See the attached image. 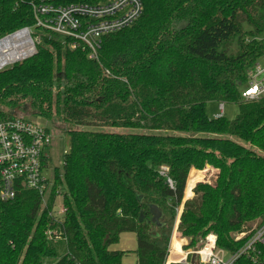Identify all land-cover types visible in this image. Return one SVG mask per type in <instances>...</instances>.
Listing matches in <instances>:
<instances>
[{
    "label": "trees",
    "instance_id": "16d2710c",
    "mask_svg": "<svg viewBox=\"0 0 264 264\" xmlns=\"http://www.w3.org/2000/svg\"><path fill=\"white\" fill-rule=\"evenodd\" d=\"M142 2V17L104 37L96 60L44 30L33 57L0 71V121L30 108L70 126L134 131L69 130L63 171L54 172L68 208V244L47 240L39 195L26 190L0 204V264L60 257L56 264H122L126 252L110 247L123 233L136 234L138 264H171L182 206L177 231L189 241L186 251L214 234L219 248L234 253L242 246L234 234L264 223V100L240 94L264 56L257 39L264 0ZM34 24L28 3L0 0V38ZM214 101L237 104L239 114L210 117ZM207 169L214 173L205 182ZM192 171L195 195L184 202ZM150 205L162 211L163 227L151 223ZM188 264L199 263L189 255Z\"/></svg>",
    "mask_w": 264,
    "mask_h": 264
},
{
    "label": "built area",
    "instance_id": "2783aa9c",
    "mask_svg": "<svg viewBox=\"0 0 264 264\" xmlns=\"http://www.w3.org/2000/svg\"><path fill=\"white\" fill-rule=\"evenodd\" d=\"M16 6L28 3L35 24L24 27L0 38V71L25 61L37 53L40 31L47 30L69 41L71 49L83 48L91 60L98 59L104 37L118 33L135 24L144 13L142 0H13ZM37 31V33L34 32ZM264 41V33L257 38ZM31 42L34 52L29 57L11 61L10 56L22 53ZM9 66V67H8ZM242 101L264 100V56L251 68L247 83L240 92ZM225 116V106H219L215 118ZM53 136L47 127L16 115L0 121V204L17 199L24 191L33 190L39 195L40 211L47 217L45 236L50 242L68 244L66 217L68 208L65 194L55 180L48 177L49 151ZM168 169L163 167L162 172ZM172 185V182L170 181ZM191 197H185L192 199ZM176 223L174 233L178 232ZM255 228L243 227L234 234L242 246L234 253L217 246V236L209 234L195 249L186 252L196 255L199 264H235L247 257L254 262L264 259V223ZM184 245L182 246L183 249ZM171 249V247H170ZM184 250V249H183ZM170 253V250H169ZM61 260L57 258V262ZM52 264L54 260H50ZM81 264V263H74ZM180 264V263H173Z\"/></svg>",
    "mask_w": 264,
    "mask_h": 264
},
{
    "label": "rangeland",
    "instance_id": "374dc122",
    "mask_svg": "<svg viewBox=\"0 0 264 264\" xmlns=\"http://www.w3.org/2000/svg\"><path fill=\"white\" fill-rule=\"evenodd\" d=\"M34 32L37 33V31H35V30H34ZM236 44H237L236 41H234L230 45V49H229L230 53L235 54L238 51V47H237ZM221 104L222 103L217 102V101L208 103L207 109H208V113H209L210 117H215V115L217 113H219V106ZM224 106H225V117L228 120L235 119L236 116L239 114L238 105L234 104V103H224ZM17 114H18L19 117H22V118H24L26 120L35 122V123H37V124H39L41 126L47 127L49 129V131L51 132V134L53 136V143H52V147H51V149L49 151L50 159H51V161L49 163V171H48V174H47L49 178H53L55 170L58 169L60 171V173H62V171H63L65 154L67 152H69V149H70V138H69V134H68L69 130H71V129L80 130V129H84L85 128V129H88V130L117 132V133L134 132V131L128 130V129L105 128V127H99V126H90V127L70 126V125H67L63 121V119H60L55 114L53 115L52 119L48 120V119H45V118L37 115L30 108L26 109V111H19ZM208 172H209L208 173V177L205 180V182L212 181L211 175L214 172L211 169H209ZM191 175H193V174L191 173ZM190 181H191V183H190ZM188 185H189V190H190L189 197H191L193 195V193H194L193 189L197 185V180L195 179V176H192V180H191V178L188 179L185 194H186V192L188 190ZM185 199L186 198L184 197V200ZM181 208L179 209L178 216H181V214H180ZM177 220H178V218H177ZM248 225H249L250 228H252V226H254V225L255 226L253 228L258 226L255 223H250ZM174 229H175V227H174ZM173 234H175L174 230H173V233H172L171 240L175 238V237H173ZM176 234H177L178 238L186 240L189 243L188 239L183 237L180 233H179L180 236L178 235V232H176ZM186 246H188V244H186ZM170 247H171V242H170ZM135 248H136V237H135V234L126 233V234H123V235L120 236L119 242L117 244L112 245L110 247V250H112V251H115V250H135ZM184 251L187 252L186 250H184ZM182 253L183 252H181L180 254H182ZM171 256L173 257L174 262H177L175 257H177V259H179L178 254H171ZM55 260H57V259H55ZM55 260H54L53 263L57 262ZM136 260H137V258H136V256L134 254H129V256L124 258L122 264H136Z\"/></svg>",
    "mask_w": 264,
    "mask_h": 264
},
{
    "label": "bare ground",
    "instance_id": "6f19581e",
    "mask_svg": "<svg viewBox=\"0 0 264 264\" xmlns=\"http://www.w3.org/2000/svg\"><path fill=\"white\" fill-rule=\"evenodd\" d=\"M33 52H34L33 45L31 44V42H29L27 45V48L22 53H18V54H14V55L10 56V60L16 61L20 58L29 57L30 55H32ZM192 174L194 175V171L192 172ZM189 178H191V180H192V175H190ZM190 183H191V181H190ZM189 193H190V190L188 192H186V197H189ZM173 237H175V238L171 240V249H170L169 255L170 254H178L179 259H177V257H175L177 262H172L171 264L183 263L186 259V252L182 249V246H183L185 240L178 238L176 232H175V234H173ZM181 252H183V253L180 254ZM166 264H167V262H166Z\"/></svg>",
    "mask_w": 264,
    "mask_h": 264
},
{
    "label": "water",
    "instance_id": "95a60500",
    "mask_svg": "<svg viewBox=\"0 0 264 264\" xmlns=\"http://www.w3.org/2000/svg\"><path fill=\"white\" fill-rule=\"evenodd\" d=\"M13 115L16 116V115H18V114H17L16 112H14ZM138 200L141 201V200H142V197L139 196V197H138ZM149 208H150V211H151V214H152L151 223H152L153 225H155L156 227H158V228L163 227L164 224H163L162 221H161L162 218H163V213H162V211H161V210L159 209V207L156 206V205H150ZM140 222H143V213H141V215H140ZM150 235H151L152 237H154V238L159 237V234H158L156 231L151 232ZM195 259H196V255H192V257H191L192 262H194ZM180 264H185V263H180Z\"/></svg>",
    "mask_w": 264,
    "mask_h": 264
},
{
    "label": "crops",
    "instance_id": "0c3cea01",
    "mask_svg": "<svg viewBox=\"0 0 264 264\" xmlns=\"http://www.w3.org/2000/svg\"><path fill=\"white\" fill-rule=\"evenodd\" d=\"M217 115V114H216ZM196 171V170H195ZM199 172H201V171H199ZM192 176H194V175H192ZM196 187V186H195ZM194 187V188H195ZM194 190V189H193ZM189 191V185H188V190H187V192ZM186 198V197H185ZM187 200H189V199H185L184 200V202L185 201H187ZM183 210H184V207L182 206V208H181V211H180V214H182V212H183ZM180 216H178V220L176 221V223H178L179 224V218ZM123 234H126V233H123ZM122 234V235H123ZM134 234V233H133ZM178 235L180 236V234L178 233ZM135 237H136V234H135ZM120 240V239H119ZM186 244H188V242L185 240V242H184V246H186ZM136 249H137V237H136V248H135V250H115V251H125L126 252V254H125V256L123 257V259H122V263H123V260H124V258H126L127 256H129V254H134L135 256H136V258H137V260H136V264H138L137 262H138V257H137V254L135 253V251H136Z\"/></svg>",
    "mask_w": 264,
    "mask_h": 264
}]
</instances>
